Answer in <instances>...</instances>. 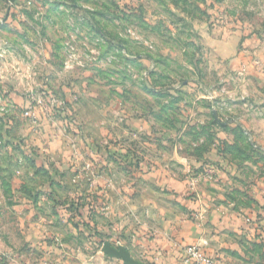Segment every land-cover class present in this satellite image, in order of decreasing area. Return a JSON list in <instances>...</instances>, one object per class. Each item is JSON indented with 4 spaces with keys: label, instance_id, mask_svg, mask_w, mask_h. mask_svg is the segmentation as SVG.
<instances>
[{
    "label": "rangeland",
    "instance_id": "1",
    "mask_svg": "<svg viewBox=\"0 0 264 264\" xmlns=\"http://www.w3.org/2000/svg\"><path fill=\"white\" fill-rule=\"evenodd\" d=\"M192 198L264 234V0H0V264H158Z\"/></svg>",
    "mask_w": 264,
    "mask_h": 264
},
{
    "label": "crops",
    "instance_id": "2",
    "mask_svg": "<svg viewBox=\"0 0 264 264\" xmlns=\"http://www.w3.org/2000/svg\"><path fill=\"white\" fill-rule=\"evenodd\" d=\"M201 201L190 202L194 210L190 218L177 223L171 235L159 237L158 264H179L184 247L205 243L207 253L217 257L220 264H260L261 257L256 252L261 249H256L255 243L263 242L262 228L254 226L255 222L249 218ZM262 254L264 260V252Z\"/></svg>",
    "mask_w": 264,
    "mask_h": 264
},
{
    "label": "built area",
    "instance_id": "3",
    "mask_svg": "<svg viewBox=\"0 0 264 264\" xmlns=\"http://www.w3.org/2000/svg\"><path fill=\"white\" fill-rule=\"evenodd\" d=\"M206 244L207 243H205L203 246L197 245L184 247L182 249L181 262L179 264H220V261L217 257L207 253L204 248Z\"/></svg>",
    "mask_w": 264,
    "mask_h": 264
},
{
    "label": "water",
    "instance_id": "4",
    "mask_svg": "<svg viewBox=\"0 0 264 264\" xmlns=\"http://www.w3.org/2000/svg\"><path fill=\"white\" fill-rule=\"evenodd\" d=\"M215 119L218 121L217 114H214ZM109 258H116L119 260H123L125 264H141L137 262L129 252L124 247H119L118 249L114 248L111 243L105 242L103 250H102Z\"/></svg>",
    "mask_w": 264,
    "mask_h": 264
}]
</instances>
